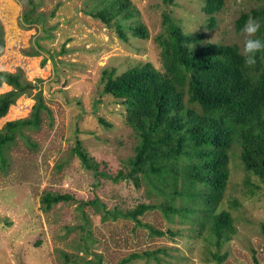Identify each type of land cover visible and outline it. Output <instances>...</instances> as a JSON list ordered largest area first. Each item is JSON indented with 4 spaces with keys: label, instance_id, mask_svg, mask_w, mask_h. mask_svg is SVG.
<instances>
[{
    "label": "rangeland",
    "instance_id": "374dc122",
    "mask_svg": "<svg viewBox=\"0 0 264 264\" xmlns=\"http://www.w3.org/2000/svg\"><path fill=\"white\" fill-rule=\"evenodd\" d=\"M34 1L47 16L43 26L23 25L24 6L17 0H0V69L20 72L26 83L24 94L0 119V129L8 121L27 118L38 91L50 112L48 116L42 111L39 128H24L1 154L0 264H68L60 252L73 259L77 255L87 261L99 257L100 264H122L131 254L157 249H164L166 255H158L157 261L140 259L127 264H264V182L243 169L237 152L229 155V177L217 209L230 213L235 232L219 248L205 238L206 232L199 236L204 213L185 220L174 216L171 223L160 210L147 211L138 217L142 224L175 233L152 237L131 220L101 222L91 208L82 209L88 224L81 231L77 203L62 202L47 212L40 204L44 193L69 194L79 202L96 197L109 211L120 212L139 204H167L169 199L152 191L140 176L138 187L129 180L113 183L95 177L72 153L78 141L91 163L98 165L97 171L115 176L130 170L138 138L126 124L125 107L103 94V76L116 77L147 63L162 73L158 42L167 37L162 24L165 15L182 32L201 34V43L240 48L235 20L259 3L223 0L210 27L202 12L203 0H127L135 15L119 22L126 37L123 41L114 21L106 26L91 16L103 6L101 0ZM51 12L53 16L48 17ZM135 24L145 27V39L126 28ZM10 90L6 84L0 86V94ZM175 200L179 206L181 201ZM83 245L87 255L82 253ZM213 255L225 257L217 263Z\"/></svg>",
    "mask_w": 264,
    "mask_h": 264
},
{
    "label": "trees",
    "instance_id": "16d2710c",
    "mask_svg": "<svg viewBox=\"0 0 264 264\" xmlns=\"http://www.w3.org/2000/svg\"><path fill=\"white\" fill-rule=\"evenodd\" d=\"M24 6L22 23L44 25L47 16L39 11V2L17 0ZM171 3L172 0H164ZM202 12L208 17L209 26L214 25V15L223 7V0H203ZM259 6L239 14L235 20L236 34L245 21L251 17L261 22L259 35L264 38V0H255ZM102 7L90 13L106 26L111 21L116 24L118 37L125 41L121 21L134 17L135 11L127 0H101ZM53 12L48 17H52ZM163 26L167 37L159 41L160 62L163 72L155 70L150 64L126 70L116 77L104 75L103 94L119 100L125 107L126 124L138 138L134 156L129 160L130 170L119 171L109 176L97 171L85 151L76 141L72 153L85 170H92L95 177L117 183L131 181L138 187L140 178L151 190L163 198L167 204H139L134 209L120 212L109 211L96 197L79 202L69 194L44 193L41 197V210L47 212L53 205L62 202H75L84 231L86 218L82 209L91 208L100 221L122 218L133 221L137 227L147 229L149 236H174V232L159 231L142 224L138 217L147 211L158 209L168 222L174 216L185 220L204 213L199 222L200 235L206 232L219 248L230 240L235 230L233 218L227 211L217 212L224 197L229 177V155H239L246 172L264 182V52L257 54L256 65L252 69L243 67L239 47L236 44L201 43L202 35L187 34L164 16ZM139 39L147 37L141 24L126 27ZM0 29V44H1ZM20 72L15 74L0 72V86L6 84L10 91L0 94V119L5 117L10 106L24 94L26 83H22ZM50 112L43 105L41 92L36 93L35 104L27 118L6 122L0 129V160L5 147L21 135L24 128L37 129L40 114ZM102 122V121H101ZM236 149V151H233ZM140 176V178H139ZM178 198L179 206L175 202ZM196 206V207H195ZM209 232V233H208ZM89 240L90 232H85ZM88 254L86 245L82 253ZM68 264H100L101 258L94 261L74 259L63 252L59 253ZM165 254L164 249L151 252L134 253L123 259L122 264L134 260L154 259ZM217 263L223 257L213 255ZM253 261L256 260L253 256Z\"/></svg>",
    "mask_w": 264,
    "mask_h": 264
},
{
    "label": "clouds",
    "instance_id": "9594fccd",
    "mask_svg": "<svg viewBox=\"0 0 264 264\" xmlns=\"http://www.w3.org/2000/svg\"><path fill=\"white\" fill-rule=\"evenodd\" d=\"M24 3H27V0H24ZM261 28L258 19L249 17L239 29V55L242 57L245 69H252L256 65L257 54L264 52V38L259 35Z\"/></svg>",
    "mask_w": 264,
    "mask_h": 264
}]
</instances>
